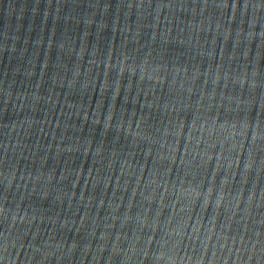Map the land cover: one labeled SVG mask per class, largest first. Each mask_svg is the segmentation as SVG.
Wrapping results in <instances>:
<instances>
[{
	"label": "water",
	"instance_id": "obj_1",
	"mask_svg": "<svg viewBox=\"0 0 264 264\" xmlns=\"http://www.w3.org/2000/svg\"><path fill=\"white\" fill-rule=\"evenodd\" d=\"M0 264H264V0H0Z\"/></svg>",
	"mask_w": 264,
	"mask_h": 264
}]
</instances>
